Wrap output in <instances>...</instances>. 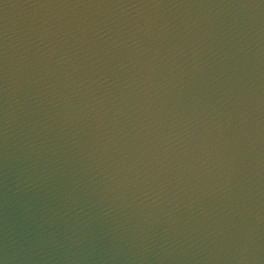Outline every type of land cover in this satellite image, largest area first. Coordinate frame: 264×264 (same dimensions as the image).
<instances>
[{
	"label": "water",
	"instance_id": "1",
	"mask_svg": "<svg viewBox=\"0 0 264 264\" xmlns=\"http://www.w3.org/2000/svg\"><path fill=\"white\" fill-rule=\"evenodd\" d=\"M0 264H264V0H0Z\"/></svg>",
	"mask_w": 264,
	"mask_h": 264
}]
</instances>
